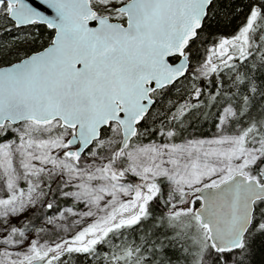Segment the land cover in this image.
<instances>
[{
    "label": "snow or ice",
    "instance_id": "1",
    "mask_svg": "<svg viewBox=\"0 0 264 264\" xmlns=\"http://www.w3.org/2000/svg\"><path fill=\"white\" fill-rule=\"evenodd\" d=\"M0 264H264V0H0Z\"/></svg>",
    "mask_w": 264,
    "mask_h": 264
}]
</instances>
